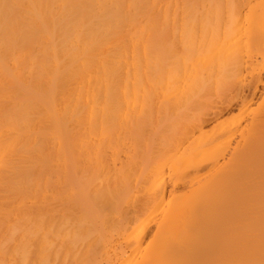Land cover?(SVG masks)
<instances>
[{
  "label": "bare ground",
  "instance_id": "obj_1",
  "mask_svg": "<svg viewBox=\"0 0 264 264\" xmlns=\"http://www.w3.org/2000/svg\"><path fill=\"white\" fill-rule=\"evenodd\" d=\"M253 1L0 0V264H264V89L202 132L264 85Z\"/></svg>",
  "mask_w": 264,
  "mask_h": 264
},
{
  "label": "rangeland",
  "instance_id": "obj_2",
  "mask_svg": "<svg viewBox=\"0 0 264 264\" xmlns=\"http://www.w3.org/2000/svg\"><path fill=\"white\" fill-rule=\"evenodd\" d=\"M252 2H254L255 3V1H253L252 0ZM251 2V4H254V3H252ZM245 10H244V14H246V9L247 8H244ZM243 21V20H242ZM243 24H242V26H244L243 28L241 27V23H238L239 25L237 26V27H239V29L242 31V33H244L245 32V28L247 27V23L244 25V23L245 22H242ZM247 54H246V56H244V60L246 59L247 61H244V62H250V63H252L253 65H254V62H256L257 61V59H258V61L257 62H259L260 61V58H259V56H257L256 54H254V53H252V55H255V56H249L250 54L248 53V52H246ZM245 54V53H244ZM249 57V59H247V58ZM253 57V58H252ZM255 58H256V61H255ZM251 59H253V61L251 62ZM250 63H249V65L247 66V67H249V69H251V65H250ZM245 65H247V63H245ZM252 65V66H253ZM245 67V66H244ZM246 68V67H245ZM244 68V70H242L241 72H242V74L240 75L239 74V76H240V78H239V80L240 81H242L241 82V84H239L240 85V87H239V85L238 84H236V85H238V86H236V88L237 87H239V88H237V89H235L236 90V92H235V90H234V92L233 91H231V92H229L228 90H227V94H226V92L223 94V95H221L220 97L221 98H223L222 99V101H221V98H219V100L221 101V102H223L224 101V103H225V101H230V100H232L231 98H230V100H229V97L231 96L232 98L234 97V96H237V99L236 100H232L231 101V104H230V106H229V110H227V111H225L224 113H222V115H220L219 117H217V119H213V120H210L208 123H206V124H204L203 125V130H202V132H204V133H206V134H209V135H212V133L214 134V135H217V134H219L220 132H222V131H220L221 130V128H224L223 126H225V128H227V130H238L239 128L241 129V127L242 128H244L246 125H245V123L247 124V122H248V117L247 116H250L249 114L247 115V113H249V111H251V110H253V109H255L256 107H257V105L259 104V101H260V95H261V92H262V90L264 89V85H258V87H259V91L257 92V94H255V96H253V100H252V86H253V84H254V81L252 80V78L249 76V74H248V72H250V70L248 71V69H247V72H246V69ZM244 73H246V74H244ZM244 74V76H242ZM247 75V76H246ZM242 78V79H241ZM264 78V77H263ZM238 80V81H239ZM234 86V87H235ZM240 91H239V90ZM261 90V91H260ZM234 93V95H230V93ZM238 92V93H237ZM235 93H237V94H235ZM240 94V95H239ZM226 95V96H225ZM230 95V96H229ZM241 98H240V97ZM243 97V98H242ZM239 98L240 99H243V100H245V104H246V106H247V104L249 105L245 110H244V112L243 111H241L242 113H240V111L238 110L239 108V106H240V102H239ZM216 100V99H215ZM219 100H216V101H218L217 103L218 104H220V101ZM228 101L226 102V104L228 103ZM254 107V108H253ZM242 114V115H241ZM246 118V119H245ZM242 119V120H241ZM240 121V122H239ZM224 122H226L224 125H223V123ZM240 123V124H236V123ZM221 124V125H220ZM227 124V125H226ZM244 126H243V125ZM220 125V127H218ZM223 125V126H222ZM237 125H241V126H237ZM229 126V127H228ZM217 128H219V130H217ZM148 130V129H147ZM223 130V129H222ZM149 131V130H148ZM219 131V132H218ZM231 131V132H232ZM216 132H218V133H216ZM198 133V135H199V133L200 132H197ZM196 133V134H197ZM216 133V134H215ZM146 135H148V134H146ZM231 135H229L228 137H226L225 138V140H224V138L222 139V141L220 142V144H218V143H216V144H214V146L216 145V146H220L221 144H222V142H223V140H224V142L225 141H228L229 139H232L231 141H233L232 142V146L234 145V142H235V140L236 141H238V137H236V136H232V137H230ZM194 137H192V139H193ZM192 139L190 138L189 140H187L186 142L188 143L189 141L191 142L192 141ZM190 142L188 143V144H190ZM186 144V143H185ZM187 145H185L184 147H186ZM215 146V147H216ZM183 147V148H184ZM185 149V148H184ZM212 149H215L214 147H212ZM140 150V149H139ZM183 150V149H182ZM143 152H146V149L145 150H143ZM143 152H141L142 154H145V153H143ZM201 171V170H200ZM199 171V174L197 173L196 175H199V176H196V178L198 179V177H200L201 176V178L202 177H204L205 176V174H206V172H203V171H201V172H203V173H201ZM205 173V174H204ZM202 174H203V176H202ZM167 181H168V183H169V191H171V193H173L174 194V192H175V190H173L174 188L171 186V184H172V182L171 181H169V179H167ZM180 186V185H179ZM177 186V187H175V189L176 188H180L181 187V189H183V188H185L186 186H184V185H182V186ZM183 187V188H182ZM172 188V189H171ZM178 190H180V189H178ZM174 191V192H173ZM177 192V191H176ZM175 192V193H176ZM132 201V200H131ZM131 201H130V204L132 205V204H136V202H133L132 201V203H131ZM138 202L140 203V199H138ZM137 202V204L138 205H140L139 207H141V205H142V203L141 204H139ZM130 204H127V206H130ZM132 205L133 207L135 206V208H137V205ZM130 208V210H131V212H132V210L134 211V209L132 208V207H129ZM132 208V209H131ZM124 209H125V207H124ZM127 209H128V207H127ZM126 209V210H127ZM149 210V209H148ZM152 209H150L149 211H151ZM153 211V210H152ZM128 212H129V209H128ZM145 213H148V211H146ZM159 216V217H158ZM160 214H158L157 215V217H154L155 219H156V221L158 222L159 221V218H160ZM154 219V220H155ZM156 229V224H153V225H151V228L149 229V232L147 233V235L143 238L144 240H142V242L145 244V246H147V243L150 241V239L149 238H151V235H153L151 232H154V230ZM117 237V236H116ZM116 237H114L113 238V240H112V242L109 244V247H111V248H109V250L112 252V254H115V253H119V245H120V243L122 242H124L125 240L123 239H121L120 237L118 238H116ZM149 239V240H148ZM143 243H142V245H143ZM144 246V245H143ZM144 246V247H145ZM115 250V251H114ZM125 264H127V263H125Z\"/></svg>",
  "mask_w": 264,
  "mask_h": 264
}]
</instances>
